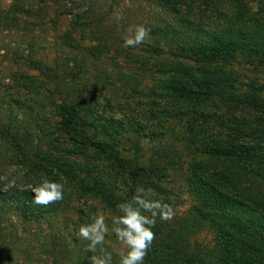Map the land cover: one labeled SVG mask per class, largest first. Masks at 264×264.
<instances>
[{
	"label": "trees",
	"instance_id": "1",
	"mask_svg": "<svg viewBox=\"0 0 264 264\" xmlns=\"http://www.w3.org/2000/svg\"><path fill=\"white\" fill-rule=\"evenodd\" d=\"M2 1L0 264H88V241L71 226L90 223L99 211L71 208L75 199L99 201L110 227L117 205L141 186L152 190L150 199L173 207L178 195L167 179L176 178L181 151L156 149L147 162L143 148L144 138L169 134L189 152L181 188L191 206L168 222L157 217L145 264H264V133H257L264 126V88L255 78L245 83L232 66L238 55L264 57V25H250L242 11L213 26L207 10L219 11L217 0H151L166 15L146 26L145 46L114 51L116 39L102 32L103 19L92 11L98 0L82 13L69 8L77 0L69 7L62 0ZM52 7L55 19L46 20ZM64 18L68 27L57 31L50 57L44 26ZM15 33L26 48L9 43ZM113 53L135 64L106 63L115 62ZM149 73L158 77L145 85ZM132 100L143 113L118 117ZM239 111L254 114L257 124L242 121ZM17 113L40 121L29 134L32 151L11 131ZM251 134L258 139L247 141ZM237 169L252 177L236 178ZM45 179L64 185V199L47 207L34 204L31 191ZM20 222L38 228L25 236ZM207 232L213 233L210 245L197 240ZM100 247L118 264L120 249Z\"/></svg>",
	"mask_w": 264,
	"mask_h": 264
},
{
	"label": "rangeland",
	"instance_id": "2",
	"mask_svg": "<svg viewBox=\"0 0 264 264\" xmlns=\"http://www.w3.org/2000/svg\"><path fill=\"white\" fill-rule=\"evenodd\" d=\"M11 0H3L2 2L4 3V5L8 6ZM53 1V0H50ZM71 1L72 0H62L64 5H68L71 6ZM80 1L79 3L73 4L71 7V9L75 10V13H82L84 11H86V9H88L89 4H93L95 3V1L97 0H77ZM201 0H197V4H200ZM204 1V0H203ZM217 3L219 4V8L220 10L217 11L209 9L207 10V14H209V17H211L212 19V24L213 26L217 25L220 21V19L222 18V20H228V15L230 14L232 17L234 16H239L240 12L244 11V13L246 14V16H244L245 19L248 20V23L251 24H262L264 25V0H217ZM244 4H246L247 7H244ZM206 7V6H204ZM207 8V7H206ZM212 8V7H211ZM93 12L96 13V17L97 18H101L103 19L100 23V27L103 30L102 32L110 37L113 38L111 39L112 42L114 39V43L115 46H113L114 51H118L117 49H123L125 51H131L130 47H124V37L126 35H128V29L130 26H134V25H138V24H143L145 26H148V24L153 23L155 20L159 19V17H161L162 15H166V13L162 10L159 9L158 7L154 6V4L152 3L151 0H98V4L96 6L93 7L92 9ZM115 14H119L123 17V19L119 22L115 21L113 19V15ZM227 13V14H226ZM55 8H48L46 9L45 15L47 16L46 20H50L55 19ZM69 21V20H68ZM67 18H64L59 24H54L52 21H46L47 23L45 24V28L48 29L47 32H49L47 34V36L49 37L50 40H48V44L46 47V50H44L47 54H49L50 57H53L55 55L54 52V43L53 41H55V37L57 36V31H64L65 29H67ZM58 27V28H57ZM38 33H39V27L37 28ZM56 31V32H55ZM44 34V33H42ZM20 34L15 33L14 35H12L11 37V41H9V43H13V44H20L23 45V48L27 47V42H23V40L19 39ZM41 38V37H40ZM8 41V40H7ZM43 42H47V41H43ZM145 43V42H144ZM141 44L136 48H143L145 45ZM121 47V48H119ZM40 55V54H39ZM115 58L116 60L115 62H112L111 59L106 58L105 62L106 63H114L115 65H118L117 67L123 68V69H130V67H132L135 63L134 61L136 60H130V63L125 60L123 57L114 54L113 56H109V58ZM109 60V62H108ZM168 62V61H167ZM165 62V63H167ZM127 63V64H126ZM153 61H151L149 63V65H147L149 67V69H151L150 67L152 66ZM6 65V64H5ZM157 67L159 64H155ZM232 66L233 69L236 71L237 75L245 80V83H247L249 80H253L254 78L258 80L259 85L261 87L264 88V57H258V58H251V57H247L246 55H238L234 61H232ZM0 67H4V65L0 66ZM1 68V69H2ZM5 68V67H4ZM0 69V70H1ZM152 70V69H151ZM7 71H5L6 73ZM151 75H149L148 77H150L151 79H147V84L145 85H151L153 84V82H155L154 80L156 79L155 77H158L157 74H152L149 73ZM0 79L3 80L4 79V75L0 74ZM146 97L144 98V101H146ZM140 104L138 103V100H132L131 101V105L129 107H126V109L122 110H118V117H122V115H128V116H134L135 115H140V113L142 112V108L144 106H139ZM224 112V110H221L220 113ZM240 113V119L242 121H246L250 118V121H255V116L254 114H250V113H243L242 111H239L238 114ZM250 114V115H249ZM250 122V123H251ZM40 124L39 119L36 117L35 114H31V113H17L11 121V131L12 133H14L15 135L19 136L20 138V142L21 144H23L25 146L26 149L32 151L33 150V145L31 143V141L29 140V134L31 132H34L35 129L38 127V125ZM177 132L181 131V126L178 125L177 127H175ZM264 133V126H260V128H258V134L259 133ZM261 133V134H262ZM177 135H173L170 136L167 135L165 139L163 140H148V139H143V148H144V153H145V160L148 162V160L151 158L154 160V158L152 157H157L156 154V149H169V150H180L181 151V157L180 156H176L177 159L180 160V162L178 163L179 165H177V168L179 169V172L177 174H175L176 178L175 179H167V184L172 187V189L174 188L176 190V193L178 195V197L175 199L174 202V206L175 207V212L178 213H184L185 211H187V209H189V207L191 206V200L188 196V194L186 193V191L182 190L181 186H183V170L186 167V156L189 157L188 155V151L185 148L186 143L185 142H179L178 140H176ZM256 137L255 134H251L249 136H246V140L249 142H253ZM258 139V138H256ZM183 164V165H182ZM181 167L183 168V170L181 169ZM227 169L230 168L231 166L229 164H227L225 166ZM235 172V177H240V179H243L244 181H248V179H250V177H252V175L247 174V170H243V169H237L234 170ZM247 185V183H246ZM96 206L99 213L104 215L105 218L110 217L108 214V212L105 213V211H102V207L103 205L99 202V201H92L90 198L84 197L82 199H75L73 206H71V208H78V207H83V208H91L92 206ZM93 208V207H92ZM77 215V214H76ZM20 221V220H19ZM57 221H62L57 219ZM21 223V222H20ZM38 225L37 224H32L31 226H27V224H22L19 226L20 231L22 233V235L25 236H30V235H26L30 234V232L28 231L29 229H37ZM109 226V225H108ZM45 227H47V224H44L43 230H45ZM79 230V227L76 226H71V231L73 234H77ZM33 231V230H32ZM38 231V230H37ZM198 241L202 242L204 245H210L212 244L213 241V233L212 232H207L202 234L201 236H199L197 238ZM22 246L24 248V242L22 243ZM20 245V244H19ZM104 245H109L110 247L116 248V249H122L123 246L117 241L114 233L111 232V227L109 226V233L107 234L106 238H105V243ZM102 245V246H104ZM34 255H36L37 250L33 249L32 250Z\"/></svg>",
	"mask_w": 264,
	"mask_h": 264
},
{
	"label": "clouds",
	"instance_id": "3",
	"mask_svg": "<svg viewBox=\"0 0 264 264\" xmlns=\"http://www.w3.org/2000/svg\"><path fill=\"white\" fill-rule=\"evenodd\" d=\"M113 19L119 22L123 17L114 13ZM149 35L150 29L143 24L130 26L123 46L135 48L143 44ZM31 191L34 194L32 202L40 206L47 207L64 199V185L57 181L45 179L31 187ZM151 192V189L138 187L136 194L128 202L117 205L120 214L112 217L111 232L123 246L118 253V264H145L156 238L153 228L157 217L163 222H168L176 215L170 204L150 199ZM144 213H150V216ZM89 219L91 222L82 224L77 232L79 239L88 241L86 248L92 253L88 257V264H112L111 252L103 247H100L98 252V246L104 245L109 233L104 215L96 213Z\"/></svg>",
	"mask_w": 264,
	"mask_h": 264
}]
</instances>
